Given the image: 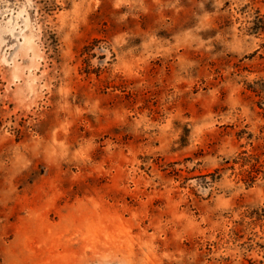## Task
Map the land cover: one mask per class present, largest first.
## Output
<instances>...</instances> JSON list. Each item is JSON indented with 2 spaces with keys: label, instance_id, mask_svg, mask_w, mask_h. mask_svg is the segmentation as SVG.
Listing matches in <instances>:
<instances>
[{
  "label": "rangeland",
  "instance_id": "1",
  "mask_svg": "<svg viewBox=\"0 0 264 264\" xmlns=\"http://www.w3.org/2000/svg\"><path fill=\"white\" fill-rule=\"evenodd\" d=\"M0 264H264V0H0Z\"/></svg>",
  "mask_w": 264,
  "mask_h": 264
},
{
  "label": "trees",
  "instance_id": "2",
  "mask_svg": "<svg viewBox=\"0 0 264 264\" xmlns=\"http://www.w3.org/2000/svg\"><path fill=\"white\" fill-rule=\"evenodd\" d=\"M50 38H51V42H52V44H53V45H56L57 39H56L55 35H54V34H50ZM252 87H254V86H252ZM254 88H255V87H254Z\"/></svg>",
  "mask_w": 264,
  "mask_h": 264
}]
</instances>
